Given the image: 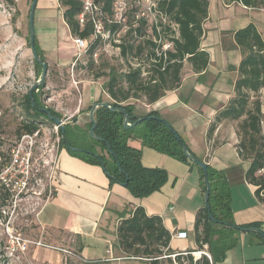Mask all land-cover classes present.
<instances>
[{
	"label": "crops",
	"instance_id": "crops-1",
	"mask_svg": "<svg viewBox=\"0 0 264 264\" xmlns=\"http://www.w3.org/2000/svg\"><path fill=\"white\" fill-rule=\"evenodd\" d=\"M0 4L6 9H15L4 0H0ZM10 10L0 17V23H11L12 18L8 19ZM61 10L65 39L69 33L72 42L69 39L65 43L57 41V55L53 58L46 43H39L45 62L55 64L59 70L65 67L63 62L71 64L78 52L62 7ZM250 24L256 26L264 40V8L253 9L241 2L210 0L209 16L203 23L201 38V49L209 54V66L197 74L185 62L179 88L151 105L135 102L134 114L141 118L155 113L168 123L191 154L225 177L235 223L245 227L257 225L264 235V202L256 196L257 187L247 181L250 162L241 158L237 148L240 141L238 127L242 120L221 122L212 137H208L219 112L236 97L235 84L243 55L234 42V33ZM16 36L20 46L28 42L25 37ZM14 49L17 47H8L7 44L3 53L16 54ZM82 89V107L77 114L88 118L79 128L84 131L88 128L93 105L109 103V97L100 81L83 82ZM74 119L66 125H79L77 118ZM129 145L142 151L143 166L167 172V181L160 191L135 198L126 186L111 181L101 165L89 163L61 147L53 172L54 195L44 202L36 217L42 238L51 248L32 247L28 252L30 263L41 264L43 260L59 263L67 256L79 255L87 264H150L145 259L128 257L118 242L119 224L130 217L137 206H142L149 216L162 218L171 234L170 247L175 253L197 250L194 226L199 210L205 206L200 171L189 161L143 147L139 140L130 139ZM181 231L188 233L187 239L173 237ZM263 235L238 231L235 234L237 244L227 252L223 261L216 264H264Z\"/></svg>",
	"mask_w": 264,
	"mask_h": 264
},
{
	"label": "trees",
	"instance_id": "trees-1",
	"mask_svg": "<svg viewBox=\"0 0 264 264\" xmlns=\"http://www.w3.org/2000/svg\"><path fill=\"white\" fill-rule=\"evenodd\" d=\"M4 1L8 5H15L13 0ZM114 1L97 0L102 10L107 14L111 13ZM209 1L159 0L160 10L167 19L178 25L179 31V36L176 37L169 26L165 27L166 39L173 44L172 50L165 52V57L155 55L152 48L156 45L150 40L138 44L130 42V38H133L134 34L139 38L144 35L145 21L141 27L134 28V23L130 22L131 17H129L128 31L120 46L121 57L128 62L131 56L140 57L147 52L150 62L149 79L147 81L143 79L140 68L123 73L106 63L100 68V72L95 74V78H107L103 83V89L109 97V105L125 110L129 114L130 124H134L139 119L134 114L135 102L142 101L151 105L168 92L179 88L185 62H188L197 74L205 71L209 66V54L201 49V38L204 33L203 23L209 16ZM224 1L227 3L241 2L246 7L253 9L264 8V0ZM59 3L64 9L63 17L72 37L90 39L93 33L91 24L81 25L78 20L82 11V0H59ZM132 13L136 16V9ZM112 29L114 32H119L122 30V26L115 25ZM27 41L30 46V37L27 38ZM234 42L243 55L238 67L239 79L235 84L236 97L228 107L219 112L209 129L208 137H212L219 123L242 120L238 127L237 134L240 141L237 148L241 158L250 162L246 179L257 187L256 196L261 202H264V176L257 175V171L264 166L261 103L257 99V94L264 89V40L256 26L250 24L234 33ZM98 46L96 42L90 44L85 56L89 58V62L85 65L82 64L83 68L94 72L96 67L92 58L98 50ZM35 49L39 58L45 62L40 50L36 46ZM34 63L38 69L37 76L41 77L42 66L35 60ZM106 70H109L108 73ZM44 88L45 81L38 90L33 92L35 106L32 105L29 92L24 95L23 106L26 119L16 129L18 139L24 135L40 133L42 119L54 124L45 113L40 111V108H46L42 92ZM47 109L52 116L62 119V116L55 110ZM151 116L159 117L155 113H150L145 116L146 119L143 122L132 128H125L122 112H112L107 108L100 107L94 114L96 121L94 133L102 141L91 137L90 130L93 127L91 121L88 124L87 132L67 124L64 131L60 127L58 129L59 150L61 147H65L89 163L104 166L111 181L118 184L127 183L126 187L133 197L144 198L160 191L167 181L168 174L159 168L143 166L142 151L129 145L130 139H136L141 141L143 147H151L178 160L189 161L191 165L198 168L201 175L202 193L205 195L206 176L198 165L185 156L182 149L185 145L183 140L179 141L176 138L175 130L168 127L164 120L149 119L148 117ZM70 147L81 149L82 152L73 151ZM9 162L10 157H5L3 153H0V173ZM207 179L210 184L209 204L208 208L204 206L200 209L196 216L194 237L196 251L207 245L212 262L203 256L197 259V264H216L223 261L227 252L238 242L235 234L239 230L234 228L238 225L233 218L231 194L227 181L220 172L209 166ZM9 198L10 194L3 191L0 185V205L6 206ZM238 227L249 229L257 228V225L255 227ZM117 237L123 252L128 257L145 259L150 264H173L172 259L168 257L174 253L170 247L172 239L170 232L165 228L161 217L147 215L142 206H137L130 217L121 221L117 228ZM178 260L181 261V258ZM189 260L193 263L194 257L190 256Z\"/></svg>",
	"mask_w": 264,
	"mask_h": 264
},
{
	"label": "rangeland",
	"instance_id": "rangeland-1",
	"mask_svg": "<svg viewBox=\"0 0 264 264\" xmlns=\"http://www.w3.org/2000/svg\"><path fill=\"white\" fill-rule=\"evenodd\" d=\"M129 1V12L127 21L134 23L135 16L133 10L136 9L133 0ZM34 0L14 1L15 9L10 10L9 17L12 18L11 23H0V111L2 117L0 119V153L5 157L11 158V151L15 147L18 139L16 129L20 126L22 121L26 119V112L24 110V95H26L34 84L39 81L40 76H37V68L34 63L32 50L28 42L24 46H20L16 40V35L30 37V14ZM7 9L0 4V17L7 14ZM6 10V11H5ZM62 10L58 0H37L34 11V32H35V46L40 50L39 43H46L51 50L50 56H56L57 41L65 43L68 39L71 40L68 33V39H65V27L62 21ZM130 22H127L130 23ZM172 21L165 18L166 26H172ZM10 32V35H5ZM178 33V31H174ZM125 35L124 31L119 34V41H123ZM54 37V39H53ZM118 39V37H116ZM5 42V44H4ZM130 42L137 44L141 40L135 37L130 38ZM16 46L14 49L16 54L5 55L4 48L7 46ZM98 62L94 61L95 70L89 71L83 68L85 63L89 62V58L85 57L76 68L75 77L80 82L78 86L73 85L71 75V64L69 61L63 62L65 67L59 70L55 64L48 65V73L45 78V88L43 92V100L46 108L55 110L62 116V121L65 123H72L74 118H77L79 125L75 127L81 128L86 121L87 116L77 114L82 107L83 82L97 81L104 83L107 78H95V74L100 72V68L106 63L109 66H114L120 72L124 70L127 62L121 57L120 49L116 44L101 45L98 50ZM79 52L75 53V58ZM132 57V56H131ZM130 57V60L132 61ZM74 58V59H75ZM94 60V59H93ZM139 61L148 67V62L145 57H140ZM48 64V63H47ZM70 64V66H69ZM109 70H106L108 73ZM61 95V96H60ZM87 111V108H84ZM85 111L83 113H85ZM41 132L37 137V144L34 149V165H43L46 158H50L51 152H55L58 148L60 136L56 125L42 119ZM88 128L84 130L87 132ZM21 169H17L10 173L11 181H17L14 184V193L10 194L5 188L3 191L10 194V198L6 206L0 205V264H32L29 261L28 252L34 247L38 248L32 243L37 241H44L43 233L36 223L37 212L47 200L50 195V186L48 184L47 173L49 167L42 168L39 176H32L33 181L30 185L23 189L16 180L15 176L20 173ZM54 186V184H53ZM54 193V188L52 189ZM12 195V196H11ZM41 231V232H40ZM20 237L27 242L28 250L22 253L17 248L11 249V236ZM30 243V244H29ZM39 260L40 257H39ZM44 261V260H43ZM41 264H87L79 255L67 256L61 262H49L45 260Z\"/></svg>",
	"mask_w": 264,
	"mask_h": 264
},
{
	"label": "built area",
	"instance_id": "built-area-1",
	"mask_svg": "<svg viewBox=\"0 0 264 264\" xmlns=\"http://www.w3.org/2000/svg\"><path fill=\"white\" fill-rule=\"evenodd\" d=\"M134 7L136 8V16L134 17V28L141 27L143 21H145L144 25V35L142 37H138L136 34L133 35L138 40L145 41L150 40L156 46L152 48L155 55L157 57H165V52L168 50H172L173 44L167 41L165 36V16L163 12L159 8V0H133ZM129 12V1L128 0H115L112 5V10L110 14L105 13L102 10V7L97 0H82V11L78 16V20L81 25H85L86 23H90L92 26V36L90 39L83 38H74L76 47L78 49V55L71 63V75L73 85L78 86L80 82L76 80L75 73L76 68L79 63L85 58L89 46L91 43L96 42L99 46H109L113 43L120 49L123 41H119V34L121 31H124L125 34L128 31L127 17ZM115 25L122 26V30L119 32H114L112 27ZM173 29L169 26L172 31H178V25L172 23ZM175 36H179L178 33L174 32ZM118 37V39L116 38ZM98 46V48H99ZM147 52L144 53L140 57H145L148 62V67L143 65L139 59L140 57H131L132 61L128 60L127 64H125L123 73H128L133 69H141L142 77L145 81L149 79L150 72L148 71L150 66V62L147 58ZM98 52L96 51L93 55V61L98 62ZM155 62V60H152ZM257 99L261 103V127H262V135L264 136V89H262L257 94ZM2 117V112L0 111V119ZM59 129V127H57ZM39 132L31 135L22 136L16 143L15 147L11 151L10 162L6 165V167L0 173V181L2 186L7 190L10 194L14 193V184H17V181H11L8 179L10 177V173L17 169H21L16 176V180H20L18 184L22 186L23 189H26L30 183L33 181L32 176H39L42 172V168L49 167V172L47 173L48 184L50 186V195L47 197V200L51 198L54 193H52L53 186V172L56 165L57 152L58 148L55 152H51L50 158H46L43 162V165H34V149L37 144V137ZM60 142V141H59ZM264 150V145H263ZM258 176H264V166L257 171ZM55 190V188H54ZM12 192V193H11ZM12 196V195H11ZM46 200V201H47ZM174 238L178 239H187L188 233L185 231L177 232L173 235ZM11 249L17 248L22 253H25L28 250V245L25 240L20 237L11 236ZM30 244V243H29ZM36 247H44L51 248L46 245L42 240L32 243ZM207 245L204 246L203 249L194 251V252H174L172 255L168 257L172 259L173 264H197V259L203 256L207 257L210 262H212V257L208 252ZM65 253L71 255L69 251H65ZM194 257L193 263L189 260V257ZM181 258V261L178 259Z\"/></svg>",
	"mask_w": 264,
	"mask_h": 264
},
{
	"label": "water",
	"instance_id": "water-1",
	"mask_svg": "<svg viewBox=\"0 0 264 264\" xmlns=\"http://www.w3.org/2000/svg\"><path fill=\"white\" fill-rule=\"evenodd\" d=\"M36 2H37V0H34L33 5H32V9H31V14H30V47H31V50H32V54H33L34 60L37 61L42 66V74H41V77H40L39 81H37L34 84V86L29 91V96H30V98L32 100V105L33 106H35V103H34V100H33V92L35 90H38V88L43 84V82L45 81V78L47 77V73H48L47 64L45 62H43L39 58V56H38V54L36 52V49H35L34 11H35ZM100 107L107 108V109H109L112 112H115V111L122 112L124 114V127L125 128H132L135 125H137L138 123L143 122L146 119V117H141L134 124H130L129 114L125 110H123V109H116V108L110 106L109 103H107V102L96 103L95 105H93V107H92V109L90 111L89 118H90L91 123L93 124V127L90 130V135H91L92 138H94V139H96L98 141H102V139L99 138V137H97L95 135V133H94V131L96 129V121L94 119V114H95L96 110L98 108H100ZM40 111L43 112V113H45L49 117V119L52 122H54V124L57 127H60L61 130L64 131V129H65V123L62 121L61 118L52 116L51 112L47 108H40ZM148 118L149 119H157V120L163 121L161 118L155 117V116H151V117H148ZM166 125L168 127L172 128L168 123H166ZM175 135H176V138L180 141L181 138L179 137V135L176 132H175ZM108 148H109V145H108ZM70 149L73 150V151L82 152L81 149H77V148H73V147H70ZM182 149H183V152H184L185 156L191 162H193L196 165H198V167H200L204 171V174L206 176V188H207L206 193H205V197H204V201H205V206L208 208L209 195H210V184H209L208 179H207L208 165H207V163H205L203 161H200L193 154H191L189 152V150H188V148H187L186 145H183ZM103 170L105 171V167L104 166H103ZM120 185L127 186V183H120ZM234 228L237 229V230H239V231L255 232V233H258L260 235H263V232L260 229H258V228L244 229V228L238 227V226H235Z\"/></svg>",
	"mask_w": 264,
	"mask_h": 264
}]
</instances>
